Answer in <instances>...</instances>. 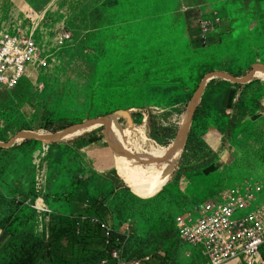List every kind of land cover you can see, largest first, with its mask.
Here are the masks:
<instances>
[{"label":"rangeland","instance_id":"374dc122","mask_svg":"<svg viewBox=\"0 0 264 264\" xmlns=\"http://www.w3.org/2000/svg\"><path fill=\"white\" fill-rule=\"evenodd\" d=\"M263 3L0 0V36L31 35L40 60L13 88H0V264L35 235L33 198L49 210L42 216L52 238L46 264L97 261L99 238L74 237L86 201L87 213L107 217L115 232L129 224L127 251L140 249L136 257L196 263L175 226L183 207L236 193L246 181L264 188V23L249 21ZM63 33L69 37L59 44ZM223 89L233 90L231 106L214 112L204 98ZM174 108L163 122L176 130L163 146L149 135L151 121ZM185 125L181 145L164 152ZM202 127L217 157L209 139L193 135ZM93 134L102 141L71 154ZM197 148L203 156H191ZM90 161L115 171L95 173ZM185 166L200 169L211 191L189 197L172 183L164 188L171 174V181L188 178Z\"/></svg>","mask_w":264,"mask_h":264},{"label":"built area","instance_id":"2783aa9c","mask_svg":"<svg viewBox=\"0 0 264 264\" xmlns=\"http://www.w3.org/2000/svg\"><path fill=\"white\" fill-rule=\"evenodd\" d=\"M203 24L201 28L205 30ZM60 34L58 43L68 39ZM39 66L37 46L31 35L0 36V88H13L29 66ZM218 193L204 200L184 206L175 219L180 242L194 252V264H250L254 257L261 260L264 248V188L246 181L243 188ZM259 198L260 201H258ZM256 202L255 206L252 204ZM83 213L74 221V235L81 233L99 238L93 249L99 257L95 264H149L153 254L144 252L141 257L129 254V224L115 232L105 216ZM32 208L40 210L37 206ZM49 212V210H42ZM97 235V236H96Z\"/></svg>","mask_w":264,"mask_h":264},{"label":"crops","instance_id":"0c3cea01","mask_svg":"<svg viewBox=\"0 0 264 264\" xmlns=\"http://www.w3.org/2000/svg\"><path fill=\"white\" fill-rule=\"evenodd\" d=\"M27 2V0H25ZM29 4V3H28ZM40 7V5H39ZM257 13L258 15L255 13L256 11L252 10V18H249L250 22H256L260 24V26H262V23H264V3L263 6H259V8L257 9ZM255 13V14H254ZM251 17V15L249 16ZM261 32V36L262 38H264V29L260 30ZM232 81H236V79L232 80ZM233 97V90L232 89H223V90H216L213 94L211 95H207L204 98L205 103H207L209 105V108L214 111L217 112V110L219 108H223V107H230L231 106V100ZM206 134V135H205ZM209 134L205 128H201L200 131H196L193 135L196 137L197 135H202V137H206V139H209V142L207 143V146L210 150V152L215 155V157H217V153H218V148L217 145L214 141V139H211L209 137ZM222 157L217 158V161H222L221 160ZM224 163V162H223ZM89 167L91 169V171L95 172V173H104V176L109 175L110 176V172H114L115 168H111V169H100V168H96L93 166L92 162L90 161V163L88 162ZM201 170L197 169L195 171L189 172L188 174V178L187 177H181L177 180H172L173 179V175L171 174L169 176V179L167 181V183L164 185L165 187H168L170 183H172L171 186H169V188L174 189L175 191H179L180 193H182L183 196L187 195L189 197H194L196 194H201L204 190H210L211 191V187L207 186L208 184L205 183V181L202 179V177L199 175V172ZM218 176V175H217ZM194 178L195 182L190 181V178ZM216 180H214L215 182ZM213 182V184H214ZM107 184L108 186H110L111 188H113V182H110L109 180H107ZM213 188V187H212ZM35 202H37V206L40 210L34 209L33 211V217H32V226H31V230L34 231L35 235L38 236L41 233V230L43 228H45V238L47 240V242L51 243L52 238L49 239V234L48 232L50 231L51 227H45L42 223V216H43V211L42 210H47V208L44 206V204L42 203V201L40 200L41 198L35 199ZM189 199V198H188ZM29 201L27 200V203ZM71 210H74V208L72 207ZM80 212H82V208L80 210ZM49 228V229H48ZM49 230V231H48ZM0 237L3 238L4 236L2 235V231L0 229ZM253 260L250 261V264H264L263 261H258V262H252ZM149 264H158V261L156 259H153L152 262H150ZM235 264V263H232Z\"/></svg>","mask_w":264,"mask_h":264},{"label":"trees","instance_id":"16d2710c","mask_svg":"<svg viewBox=\"0 0 264 264\" xmlns=\"http://www.w3.org/2000/svg\"><path fill=\"white\" fill-rule=\"evenodd\" d=\"M198 63L203 64V60H199ZM201 76V75H200ZM198 76V78L200 77ZM239 109L244 110L245 108L242 106L237 105ZM167 112H169V114L167 116L162 115L161 118H157V120L151 121V128L152 132L149 133V135L158 142V144H161L163 146H167L173 138V135L175 133L176 130V125L175 124H168L163 122V120L166 119H170V116L172 114H176L177 113V109H169L166 110ZM166 111H164L166 113ZM155 115H153L152 117L154 118ZM155 119V118H154ZM160 120H162V122H160L156 127L155 125L157 124V122H159ZM102 141V136L100 135H96L93 134L91 136H87L85 137V139L83 138V140H80L78 142H75L73 144V149H72V153L73 155H80L81 151L94 144L96 146V144L100 143ZM187 142H190L189 137L187 138ZM105 147V146H102ZM66 150V149H65ZM193 154L191 153V156H200L201 152H199L198 148L195 150H192ZM202 151V150H201ZM203 156V155H201ZM204 169V167H201ZM185 170L186 172L188 171H195L196 169H191L188 168V166H185ZM33 217V215H32ZM75 237V235H74ZM76 238V237H75ZM84 238H80V240ZM79 240V241H80ZM85 243V242H84ZM15 244V243H14ZM85 244H83L84 247ZM49 250H50V244L49 242H47L46 238H45V228H43L41 230L40 235L36 236V235H32V237L29 240H26L24 243H22L21 246L18 247H14L12 249L11 253L7 254V257L4 256L3 260L6 259L8 264H46L47 260L49 258ZM140 249H132L131 251H127L129 254H133V253H138ZM137 251V252H136Z\"/></svg>","mask_w":264,"mask_h":264},{"label":"bare ground","instance_id":"6f19581e","mask_svg":"<svg viewBox=\"0 0 264 264\" xmlns=\"http://www.w3.org/2000/svg\"><path fill=\"white\" fill-rule=\"evenodd\" d=\"M31 10H29L28 13H30ZM32 13V12H31ZM5 89H9V88H5ZM186 132H187V126L185 125L181 131L179 132L178 134V137H177V140L175 142H173L168 148H165L164 152L174 148L175 146L177 145H181V143L183 142L184 138H185V135H186ZM178 148V147H177Z\"/></svg>","mask_w":264,"mask_h":264}]
</instances>
